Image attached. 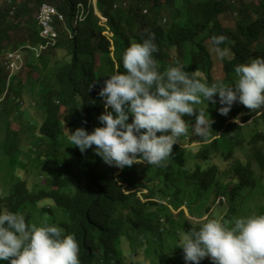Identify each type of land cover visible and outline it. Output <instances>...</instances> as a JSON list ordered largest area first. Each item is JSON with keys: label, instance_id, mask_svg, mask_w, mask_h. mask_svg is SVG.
<instances>
[{"label": "trees", "instance_id": "1", "mask_svg": "<svg viewBox=\"0 0 264 264\" xmlns=\"http://www.w3.org/2000/svg\"><path fill=\"white\" fill-rule=\"evenodd\" d=\"M129 1L128 6L126 0H96V8L105 19L103 27L89 0H5L0 5V56L27 47L34 58L32 48L45 45L36 19L40 5H52L64 19L55 23V44L47 45L37 58L39 62L50 60L42 81L32 82L28 77L23 82L18 74L8 78L0 63V166L13 175L11 182L4 179L0 187V214L5 210L21 213L30 224L34 220L31 211H40L43 221L38 226L47 221L63 228L65 235L75 236L80 264H186L179 240L183 232L199 225L190 222L183 204L211 200L208 211L225 196L232 204L222 218L228 220L236 216L235 204L242 192H252L262 181L264 130L257 124L260 121L264 127L263 109L250 111L237 102L222 116L218 96L214 97L215 105H196L215 121L213 132L207 139L200 138L196 148L174 145L172 160L165 167L146 162L122 170L109 166L95 154V146L82 154L71 145L69 130L84 128L91 134L96 127H103L98 117L105 112L104 98L98 93L104 86V67L108 65L113 74L116 63L117 71L123 73L124 51L133 42L142 43L148 33L155 34L158 52L153 56L158 71L162 73L169 66L183 67L188 73L198 69L209 85L213 83V62L207 42L211 45L214 35L226 36L231 43L220 47L229 48L231 57L220 59L224 78L219 82L234 86L235 66L264 58V0L238 6L228 0H200L186 8L189 16L184 20L179 18L185 9H176V0ZM163 5L176 10V19L167 27L159 24ZM14 6L16 12L11 16ZM144 7L147 14H142ZM81 11L86 12L84 17L71 27ZM228 11L237 14L233 27L220 21ZM112 48L115 61L110 56ZM97 55L102 63L96 66ZM91 84L94 87L89 91ZM16 115H23L27 135L21 129H11L10 118ZM231 118H238L247 128L250 125L249 134L237 131V124H226ZM183 119L195 123V116ZM237 150L244 153L242 159L233 158ZM214 160L231 164L224 170ZM42 175L47 182L35 186L36 177ZM30 178H34L33 185H29ZM142 189L147 191L141 195L145 202L137 196ZM216 204L222 206V201ZM171 208L180 209L178 219ZM190 214L201 215L192 209ZM140 251L141 261L135 259ZM200 264L210 263L205 258Z\"/></svg>", "mask_w": 264, "mask_h": 264}, {"label": "clouds", "instance_id": "2", "mask_svg": "<svg viewBox=\"0 0 264 264\" xmlns=\"http://www.w3.org/2000/svg\"><path fill=\"white\" fill-rule=\"evenodd\" d=\"M91 4L97 14L96 0ZM77 20H73L75 27ZM162 20L165 23L161 15L160 25ZM210 39L211 51L218 58L223 60L229 55V48L220 47L231 43L226 36L214 35ZM154 41L155 34L148 33L142 43H131L122 55L124 72L117 71L104 81L98 93L104 98L105 112L98 117L103 127H96L91 134L84 128L69 130V143L82 154L95 146V154L105 164L121 170L146 163L165 167L172 160L173 146L180 144L190 128L192 134L201 139H207L213 132L215 121L205 109L197 110L196 105L205 102L215 105L214 97L218 96L222 105L218 111L222 116H227L237 102L250 111L264 109V58H252L249 63L235 66L234 86L223 82L209 85L198 69L188 73L183 67L169 66L162 73L158 71V62L153 56L158 47ZM0 63L5 67L2 61ZM92 87L94 84L89 91ZM185 116H195V123L185 121ZM228 123L238 125L240 122L238 118H231ZM146 193L145 189L137 193L142 202L145 201L141 195ZM179 210L171 208L172 213L177 214ZM238 215L237 211L236 216L228 220L205 218L198 227L183 232L179 248L183 249L186 264H200L205 258L210 264H264V214ZM79 251L75 236L65 235L59 226L47 221L41 226L29 224L23 214L7 210L0 214V261L80 264Z\"/></svg>", "mask_w": 264, "mask_h": 264}, {"label": "rangeland", "instance_id": "3", "mask_svg": "<svg viewBox=\"0 0 264 264\" xmlns=\"http://www.w3.org/2000/svg\"><path fill=\"white\" fill-rule=\"evenodd\" d=\"M4 1L5 0H0V5H2ZM196 1L198 3L200 0H176L175 5H174L175 8L176 9H179V8L185 9V12L179 18V20H184V19H186L189 16L187 14L186 8L191 7V5L194 4V2H196ZM126 2H127V5L129 6L130 1L126 0ZM161 2H164V0H161ZM228 2L231 3L232 5L238 6V4L241 3V2L245 3V4H248V3L253 4L254 2L257 3L258 0H228ZM91 3H92V0H91ZM89 4H90V1H89ZM12 8H16V6H14ZM141 10H142V14H147L148 11H149L146 7L141 8ZM175 13H176V10L171 5H163V9H162V14L161 15H162L163 19L164 18L166 19V21H165V23H163V20H162L160 23L162 25H165V24L170 23V20L172 22V20L176 19L174 17ZM97 14H98V12H97ZM84 15L85 14H80L78 18H83ZM97 16L99 18L101 17L99 14ZM101 18H100V21H99L98 24L103 27L104 19L103 18L101 19ZM236 19H237V14H235V12L228 11L225 14L221 15L220 21H221V24L223 26H225V27H233ZM207 45H208V50L210 51L211 59H212V62H213V67H212V70H211V75H212L211 78H212L213 83L214 82H219L220 80H222L224 78V72H223V69H222V63H221L220 58H218L217 55L213 51H211V47L212 46L208 42H207ZM262 48L264 49V43L262 44ZM26 49H27V47H21L18 50H9V51H7V53L5 52V54L0 56V62L2 61L4 63V65H5V57L13 55V53L20 56V54L17 51H19V52L21 51L23 59H24L23 60L24 63L21 62L23 64V67L18 72L19 73L18 76H19L20 80H22L24 82L28 77H30L32 79L31 80L32 82L33 81L34 82L35 81H37V82L38 81H42L43 78H45V73H46L47 69L49 68V65H50L49 61L50 60H48L47 62H39L38 61L39 59H37V58L41 55V53H42L41 50L38 49V48L32 50L33 56L35 58L34 59L32 56H30L29 52H27ZM111 51H112L111 54H110L111 59L113 61H115L114 60V55H113V48L111 49ZM10 53H12V54H10ZM230 57H231V54L229 53L227 58H230ZM100 63H102V60L99 57V55H97L95 57V65L96 66L100 65ZM179 63L180 62H178V64ZM28 64H32L33 69L30 68ZM7 72H8V76H9V71H7ZM115 72H117L116 63L114 64L113 74ZM111 75H112L111 74V70L108 67V65H106L104 67V74L102 76V79L106 80ZM38 87H39V85H37V87H36V90H35L36 93H37ZM35 101L36 100L34 98L31 101V103H34ZM26 105L28 106L27 103H26ZM32 107L35 108V105L32 106ZM22 108H26V107L24 106ZM62 110H63V108H62ZM261 112L264 113V109ZM19 113H21V112H19ZM32 116L34 117L35 113L32 114ZM257 117H258V115H257ZM10 120H11V122H10L11 129H13V130L21 129V132L24 135H27V133H29L28 132L29 130H26L28 125H27L23 115H16V116L10 118ZM231 121H234V120H230V122ZM262 125H263V123L260 122V121L257 124V126L259 128L264 130V127ZM238 126H239V130H237V131H241L242 133H245L246 135L249 134V131L251 129L250 125L247 128V126L245 124L243 126V125H241V123H239ZM244 127H245V129H243ZM3 137H4V134L1 133V139ZM180 140H181L180 144L183 145V148H190V147L196 148L197 146L200 145V137H197V136L193 135L192 131H191L190 135H187L186 137H184L183 139H180ZM243 155H244L243 152L237 150L235 152L233 158L242 159ZM214 162L218 163L219 167H221V169H224V170L227 169L228 166L231 164L230 161L227 164L224 163V162H217L216 160H214ZM55 171H57V169ZM19 174L24 178L25 174H23L21 172H19ZM260 176L262 178V181L260 182L258 187L255 188L252 192H250V190L243 191L242 192V198L237 200V202L235 204V208L238 211V214H239L238 217H241V216L246 217V216L253 215V214H264V172H261ZM11 177H13V175L11 174V170L8 169L7 167L0 166V179H2L1 182H0V187L4 183V179L6 180V182H11ZM46 179H47L46 175L45 176L42 175V177L41 176L36 177L35 181L37 182V184L35 186H37V185L44 186V184L47 182ZM31 184L32 185L34 184V178H30L29 185H31ZM219 200L222 201V206L219 205V204L214 205V203L216 202L215 201L212 204L213 207L211 205L212 209L210 208L208 211H207L206 207H208V204H209V202H211V200L209 202H207L208 204L206 203V201H203V202L201 201L197 205H190V203L186 202V205H184V211L187 212V216L189 217L190 222L191 223L194 222L197 225H199L202 221H204L205 218H208V217L210 218V216L213 217V218H221L222 219L225 216L227 208L230 207V205H232V204H230L228 202V200L226 199L225 196H221L219 198ZM190 209H192L196 214L199 213V211H200L201 215L199 217H198V215H196V217H194V215L190 214ZM31 212H32L31 216H33L34 220H33V222H30V224L31 223L39 224V223H41L43 221L42 217L40 215V211H37V212L31 211ZM173 213L176 214V212H173ZM59 216H61V215H59ZM178 217H179L178 214H176L175 218L178 219ZM170 243H171V240L168 239L167 240V244H170ZM142 253L143 252L140 251L139 255L135 259L141 261L143 259V257H142L143 254ZM156 264H158V262H156Z\"/></svg>", "mask_w": 264, "mask_h": 264}, {"label": "built area", "instance_id": "4", "mask_svg": "<svg viewBox=\"0 0 264 264\" xmlns=\"http://www.w3.org/2000/svg\"><path fill=\"white\" fill-rule=\"evenodd\" d=\"M39 11L36 13V19L38 21V25L41 28L40 29V38H42L45 41V45H40L38 49L41 51L45 49L47 45L55 44L57 39V32L55 30V23L56 21L63 22V16L56 11L54 7H52L49 4H42L39 6ZM16 11V8H11L10 15L13 16ZM72 27H75V22L72 23ZM19 55L14 54L5 57V67L7 70L12 69L13 67H16L15 62L16 60H19L23 63L22 54L17 51ZM9 68V69H8Z\"/></svg>", "mask_w": 264, "mask_h": 264}, {"label": "bare ground", "instance_id": "5", "mask_svg": "<svg viewBox=\"0 0 264 264\" xmlns=\"http://www.w3.org/2000/svg\"><path fill=\"white\" fill-rule=\"evenodd\" d=\"M44 4H47V3H44ZM50 5V4H49ZM52 6V5H51ZM53 7V6H52ZM39 11V10H38ZM57 11V10H56ZM86 12H84L83 13V11H81L80 13H79V15L80 14H85ZM78 15H76V17H75V19L74 20H76V19H78ZM41 29V28H40ZM10 54H12V53H10ZM6 65V64H5ZM15 65H16V67H13L12 69H9L8 71H9V76H8V78H11L14 74H17L21 69H22V67H23V64L21 63V61H20V59L19 60H16V62H15ZM7 66V65H6ZM184 203V202H183ZM183 205H186V203H184ZM194 223V222H193ZM197 225V224H196Z\"/></svg>", "mask_w": 264, "mask_h": 264}]
</instances>
